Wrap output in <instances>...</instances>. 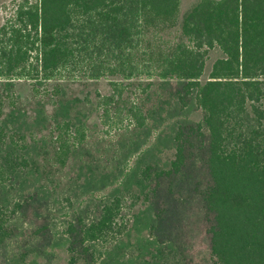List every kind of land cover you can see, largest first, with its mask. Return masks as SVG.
Returning <instances> with one entry per match:
<instances>
[{"label":"trees","instance_id":"16d2710c","mask_svg":"<svg viewBox=\"0 0 264 264\" xmlns=\"http://www.w3.org/2000/svg\"><path fill=\"white\" fill-rule=\"evenodd\" d=\"M15 2L0 27V79L29 83L35 123H45L47 107L62 110L69 84L105 81L108 92L84 105L116 127L119 142L148 125L144 100L155 83L180 81L170 97L183 109L194 95L202 118L175 127L167 166L138 170L155 218L150 234L169 241L192 214L207 264H264V0H198L182 15L180 0ZM212 51L220 57L202 80ZM80 124L54 118L38 139L44 127L29 138L0 128V187L31 167V149L48 137L64 168L84 141ZM22 210L19 201L0 205V250ZM127 224L122 198H103L94 217L67 224V264H103Z\"/></svg>","mask_w":264,"mask_h":264},{"label":"rangeland","instance_id":"374dc122","mask_svg":"<svg viewBox=\"0 0 264 264\" xmlns=\"http://www.w3.org/2000/svg\"><path fill=\"white\" fill-rule=\"evenodd\" d=\"M197 1L180 0V15ZM14 4L15 0H0V27ZM219 57V52H210L202 80ZM28 84L0 79V128L4 133L23 128L29 138L36 133V127H44L33 137L38 139L47 136L54 118H71L77 125L85 123V138L64 168L54 163L51 141L49 137L44 139L30 151L31 167L0 187V205L6 207L19 201L23 206L11 221L16 236L1 248L0 264H67V224L78 218L91 219L101 200L115 194L123 200L128 231L112 247L103 264H207V239L192 214L178 219L180 228L172 229L175 234L169 241L160 233L150 234L155 224L153 208L143 201L146 187L138 179V170L145 164L163 167L173 159L172 137L178 124L201 121L202 113L195 106L194 95L180 109L169 94L181 82H156L144 100L145 109L151 107L148 125L139 134H128L116 142V127L110 129L101 124L93 107L84 105L86 97L93 101L96 91L108 92L105 81L69 84L62 110L53 112L47 107L42 125L35 123L38 108ZM127 125L124 120L121 127Z\"/></svg>","mask_w":264,"mask_h":264}]
</instances>
